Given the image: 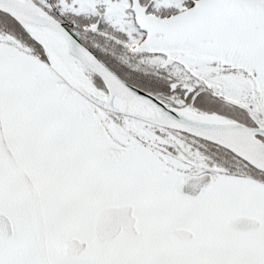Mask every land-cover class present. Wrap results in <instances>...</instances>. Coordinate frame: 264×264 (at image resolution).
Returning a JSON list of instances; mask_svg holds the SVG:
<instances>
[{
    "label": "snow or ice",
    "instance_id": "snow-or-ice-1",
    "mask_svg": "<svg viewBox=\"0 0 264 264\" xmlns=\"http://www.w3.org/2000/svg\"><path fill=\"white\" fill-rule=\"evenodd\" d=\"M0 264H264V0H0Z\"/></svg>",
    "mask_w": 264,
    "mask_h": 264
}]
</instances>
